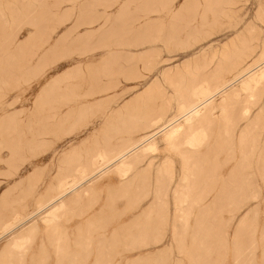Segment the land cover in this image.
Listing matches in <instances>:
<instances>
[{"label":"crops","instance_id":"1","mask_svg":"<svg viewBox=\"0 0 264 264\" xmlns=\"http://www.w3.org/2000/svg\"><path fill=\"white\" fill-rule=\"evenodd\" d=\"M112 1L61 7L59 30L34 54L37 82L3 101L0 121L11 129L0 131V255L26 249L25 263L106 264L163 248L169 151L194 166L197 130L163 134L147 153L148 129L126 126L130 108H116L128 107L133 88L161 82L157 73L179 71L190 48L227 35L226 11L197 25L180 23L183 3Z\"/></svg>","mask_w":264,"mask_h":264},{"label":"rangeland","instance_id":"2","mask_svg":"<svg viewBox=\"0 0 264 264\" xmlns=\"http://www.w3.org/2000/svg\"><path fill=\"white\" fill-rule=\"evenodd\" d=\"M170 2L183 3V12L179 19L180 23L186 24L202 25L209 19L219 21L220 11L225 10L226 14L222 16L227 22L228 33L205 47L190 48L189 55L180 57L179 71L172 73L165 70L157 73L155 79L161 82H149L148 87L133 88L128 107L124 108L123 104L121 109L116 108V110L130 108L131 119L126 120V123L129 122L126 126L148 129L142 141L164 125L180 118L179 107L193 99V91L208 87L210 84L220 86L242 67L264 70V0H260L261 3H250L251 0H170ZM68 3L115 2L0 0L1 19L7 22L8 32L13 38L12 45L8 47L9 53L16 58L17 45H21L26 37L32 36L29 44L21 52L20 65L11 77L1 78L3 75L0 73V115L6 111L7 105L3 104V101L10 100L14 95L24 96L33 88L37 82L34 77L35 51L50 41L61 26L60 23L55 24L52 31V26L48 25L45 31L39 32L26 22L29 17L28 8L33 7L32 11L35 10L37 13L48 11L47 16L57 20L60 18L58 14L61 7ZM237 32L240 34L235 38ZM3 57L4 50L0 40V69ZM174 83L179 86H171ZM257 85L252 90V98H248L246 92L240 89V83L236 82L212 100V110L200 123L194 125L197 129L196 141H200L195 143L193 150L190 151L194 157L190 156L187 161L194 166L181 167L182 157L180 155V159L176 154L178 150L169 151L174 161L172 168L174 173L173 178H170L173 182L163 185V248L153 253L148 251L146 255L110 256L106 264H240V260L242 264H264V240L261 239L264 229V80ZM139 95L140 98L136 99ZM244 107L250 110L246 116L241 114ZM10 108L9 104L7 110ZM224 109L228 111L224 112ZM185 121L178 119L171 126L182 128L189 126ZM10 122L20 124L21 121ZM6 123L7 121H4L1 131L11 129L10 125H5ZM209 126H211L207 132L209 143L204 146L203 142L207 136L205 137L203 129ZM163 134L166 133H158L147 141L145 146L155 145L156 139L162 138ZM172 151L175 153H171ZM155 153L156 151H153V154ZM167 169L171 170L170 167ZM179 187H183L180 190L184 194L188 193L186 195L191 196L185 200L181 212L177 209L175 199ZM217 197L218 205L208 209L209 204L212 205ZM187 202L194 204L188 208ZM248 210H256L258 214L255 220L248 223L241 237L233 242L236 226L243 213ZM200 213L203 215V220L201 219L203 223L198 227L196 221L197 218L200 219ZM195 227L202 236L192 244L191 238ZM202 232L207 235L204 236ZM23 250H25L23 253L9 251L1 254L0 264H46L22 262L19 259H24L26 249ZM134 250H136L134 247H125L123 252ZM235 251L239 254L237 258L234 256Z\"/></svg>","mask_w":264,"mask_h":264},{"label":"bare ground","instance_id":"3","mask_svg":"<svg viewBox=\"0 0 264 264\" xmlns=\"http://www.w3.org/2000/svg\"><path fill=\"white\" fill-rule=\"evenodd\" d=\"M20 4H22V3H20ZM28 9H29L28 10L29 14H27V16H29V17H28L26 22L30 26L35 27L39 32L45 31V29H46V27L48 25L52 26L51 30L53 31L55 29L54 25L55 24L57 25L58 23H61L62 18H63L62 16H60L59 19L53 20V19H51V18H49L47 16L48 11L46 12L45 10H43L42 13H37L35 10L32 11L33 7H29ZM79 21H81V20H79ZM66 33H65V35L68 36L67 34L69 32L67 34ZM64 38L67 40L66 37H64ZM31 39H32V36H28V37H26L25 41L23 43H21V45H17L16 48H17L18 54L16 55V58H14L13 55L10 54L9 51H8V47H10L9 45H12V43H13V38H12V36H10V33L8 32V24H7V22L5 20H2L1 19V15H0V40L2 41V48L4 50V57H3L4 59H3L2 67H1L2 70L0 69V73H1V75H3V76H1V78H4V77L10 78L11 77L12 73L20 65L19 63H21L20 60H21V52H22V50L24 48H26V46L29 44ZM73 45H74V43H73ZM75 45H77V44H75ZM75 48L77 49V47H75ZM37 67H35L34 70H36ZM262 80H264V70L256 69L255 67H246V68L242 67L230 79L226 80L220 86L215 87V84H210V85H208V87H203L200 90L193 91V94H194L193 99L190 102L184 103L183 105H181L179 107V117L180 118H177L176 120L164 125L162 128H160L154 134L150 135L145 140L143 139L144 141H142V143L150 141L158 133H163V132L166 133L165 135H167L166 137L168 139H172L182 129V126H175V127L171 126L178 119L186 120L185 121L186 124H188L190 127H194V125L200 123L203 120V118L212 110V100L216 96H219V95L223 94L226 91L227 88H229L230 86H232L236 82L240 83V89L246 92V94L248 95V98H252V90H253V88L257 87L258 86L257 84H259ZM60 82H62V81H60ZM197 88L199 89L200 87H197ZM233 93L231 94V96L234 95ZM137 98H140V95L138 97H136V99ZM227 111H228V109H224V112H227ZM249 111L250 110H249L248 107H244V108H242V111H241L242 113L241 114H243V116H246V115L249 114ZM3 127H4V121L0 122V131L3 129ZM195 140H196V138H195ZM199 141L200 140H197V141H195V143H197ZM154 150H155V145H148L144 149V151L147 152V153L153 152ZM181 188L183 189V187H179V190L177 191V194H176V197H175L176 204L178 205L177 209H178L179 212H181L184 209L183 206L185 204V200H188V198L191 197V196L189 197L188 195H186L188 193L184 194L182 192V190H180ZM158 198H159V192H158ZM204 198L205 197H203V199ZM216 199L217 200L214 201L212 205L209 204L208 209L211 208V206H214V208H215L216 205H218V203H219L218 202V197ZM187 204H188V202H187ZM193 204H194V202L188 204V208H189V206L192 207ZM206 213H205L204 217L206 216ZM257 214L258 213H257L256 210L255 211L248 210L245 213H243V215L241 216V218L239 220L238 225L236 226V229H235V232H234V236H233V238H234L233 242H235V240H238V238L241 237L242 233L246 230L248 223L251 220H255V216ZM200 215H201V213H200ZM202 217H203V215L200 216V219L197 218L196 226L200 225V223H203V222H201L203 220ZM210 223H208L209 226L211 225ZM209 226H207V227H209ZM186 228H187V226H186ZM186 228H184V229H186ZM206 231L208 232L209 230H206ZM203 235H204V233H203ZM206 235H207V233H206ZM206 235H204V236H206ZM200 236H202L201 233L199 235V230H198L197 227H195L194 233H193L192 238H191L192 239V244H194L196 241H198ZM210 239H212L211 236H210ZM210 239L208 238L207 241H209ZM261 239L264 240V229H262ZM235 246H236V243H235ZM238 255H239L238 251L237 252L235 251L234 256L237 258ZM239 263L242 264V260H240Z\"/></svg>","mask_w":264,"mask_h":264}]
</instances>
